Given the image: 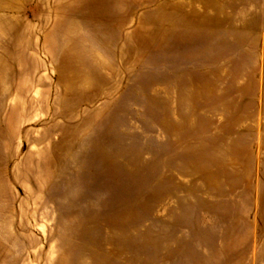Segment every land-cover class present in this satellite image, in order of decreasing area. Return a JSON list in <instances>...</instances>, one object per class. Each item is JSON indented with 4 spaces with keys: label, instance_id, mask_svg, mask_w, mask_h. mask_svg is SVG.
<instances>
[{
    "label": "rangeland",
    "instance_id": "374dc122",
    "mask_svg": "<svg viewBox=\"0 0 264 264\" xmlns=\"http://www.w3.org/2000/svg\"><path fill=\"white\" fill-rule=\"evenodd\" d=\"M0 264H264V0H0Z\"/></svg>",
    "mask_w": 264,
    "mask_h": 264
},
{
    "label": "bare ground",
    "instance_id": "6f19581e",
    "mask_svg": "<svg viewBox=\"0 0 264 264\" xmlns=\"http://www.w3.org/2000/svg\"><path fill=\"white\" fill-rule=\"evenodd\" d=\"M54 11H55V10H54ZM56 14H57V13H56ZM56 18H57V16H56ZM48 23H49V22H48ZM55 23H57V22H54V25H55ZM54 25H53V26H54ZM51 30H52V29H51ZM53 30H54V29H53ZM52 32H53V31H52ZM45 38H47V37H45ZM49 38H50V36H49ZM49 38H48V39H49ZM19 65H20V64H19ZM18 69H19V68H18ZM11 128H12V127H11ZM10 131H11V129H10Z\"/></svg>",
    "mask_w": 264,
    "mask_h": 264
}]
</instances>
